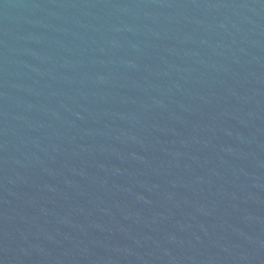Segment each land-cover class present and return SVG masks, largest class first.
Instances as JSON below:
<instances>
[{
  "label": "water",
  "instance_id": "95a60500",
  "mask_svg": "<svg viewBox=\"0 0 264 264\" xmlns=\"http://www.w3.org/2000/svg\"><path fill=\"white\" fill-rule=\"evenodd\" d=\"M0 264H264V0H0Z\"/></svg>",
  "mask_w": 264,
  "mask_h": 264
}]
</instances>
